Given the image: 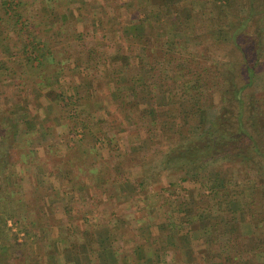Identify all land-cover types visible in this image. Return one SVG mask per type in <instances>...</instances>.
<instances>
[{
  "label": "trees",
  "instance_id": "trees-1",
  "mask_svg": "<svg viewBox=\"0 0 264 264\" xmlns=\"http://www.w3.org/2000/svg\"><path fill=\"white\" fill-rule=\"evenodd\" d=\"M42 4L45 5L43 12L45 8L51 10L52 21L46 19L45 22L51 26L60 22L59 32L54 31L55 38H62L58 44L71 40H75V45L82 43L84 32L89 28L86 25L82 34L78 33L79 23H87L82 17L75 18L68 10L54 14L61 0H31L30 6L41 8ZM19 5L18 0H0V51L4 48L0 55L6 56L0 63V73L6 72L10 77L7 85L14 95H23L28 85L9 67L14 56L4 25L11 24L20 37L21 42L13 47H19L27 62L33 61L31 56L36 51L40 56L45 55L40 40L36 39L39 36L33 35L30 42H24L27 39L23 35L28 38L32 33L20 22L21 17L15 11ZM126 5L136 13L134 19L121 24L122 36L131 41V45L125 48L124 43L117 45L111 38L114 36L108 37L110 31L96 29L90 37L105 44L97 48L98 51L90 46L82 47L77 52L82 53L81 59L75 60L79 64L72 61L71 52L62 47L58 56L61 58L50 77L56 87L49 85L50 80L38 81L41 76L33 75L30 81L49 102L51 100V104H45L46 112L37 108L31 114L19 107L21 101H13L8 111L9 119L18 120L20 125L15 130L9 121L5 122L7 117L0 116V213L18 225L16 234L22 233L35 253L50 247L45 232L62 229L56 224L49 226L43 218L37 228L31 222L32 229L23 228L16 220L26 218L16 211L20 204L30 207V211L36 208L43 212L32 202L34 198L39 200V196L22 204L26 198L17 189L21 173L16 166L20 163L27 171L36 160L34 151L39 149L36 145L49 152H59V144L54 140L56 128H62L66 135L79 137V129L91 128L88 115L91 105H87L86 97L89 88L96 87L90 83L88 75L70 83L63 75L64 70H77L82 74L93 67L104 71L102 82L108 90L107 97L123 119L122 131L130 129L129 126L124 128L125 124L142 127L149 148L145 149L141 143L140 150L149 149L155 154L159 153L162 139L166 142L176 139L165 156L166 163L174 169L181 166L180 183L200 185L196 190L200 199L197 194H191L181 201L168 200L166 218L158 224L156 234L149 230V224L146 226L149 232L140 239L141 244L149 248L150 256L144 264H179L152 254L165 255L166 251L185 247L192 251L204 247L207 254L214 249L212 256L203 252L195 254L202 264H232L236 254L253 258L256 247L264 245V0H126ZM40 31L41 36L45 35ZM137 37L139 46H134L132 41ZM89 95L93 97L92 93ZM6 97L9 100V96ZM1 105L0 100V115L4 112ZM160 110L172 112L173 115L167 117L169 121H158ZM168 122L169 133L163 138L160 132ZM180 123L191 130L187 129L182 135L177 131ZM108 138H105L107 147L112 145ZM79 139L81 143L87 138L81 135ZM33 141L35 145L31 144ZM90 142L93 146L89 151L95 150L97 141L91 139ZM234 169L236 173L247 170L241 181L233 174ZM199 175L204 178L201 182L197 181ZM10 176L17 177L16 183L12 182L14 185L8 183ZM38 180L35 188L42 199L44 181L40 175ZM137 185L138 189L143 183ZM4 186L8 187L4 189ZM203 204L205 206H201ZM164 206H159L158 210L166 209ZM27 245L26 242L23 255L27 254ZM109 245L110 252L101 257L88 250L89 254L82 260L74 253L78 256L75 264H135L129 257L118 256L113 243ZM11 248L15 259L16 249Z\"/></svg>",
  "mask_w": 264,
  "mask_h": 264
},
{
  "label": "rangeland",
  "instance_id": "rangeland-1",
  "mask_svg": "<svg viewBox=\"0 0 264 264\" xmlns=\"http://www.w3.org/2000/svg\"><path fill=\"white\" fill-rule=\"evenodd\" d=\"M18 1L21 2V5H19L20 7L15 11H17L21 17L20 22L26 24L28 31L32 33L28 38H26V34L23 35L24 38L27 39V41L24 42H30L32 37H34L33 35L39 36L36 39L40 40L39 42H41L42 45L41 49L45 51V55L40 56V53L36 51V53L31 56L33 61L27 62L21 55L22 53L19 47L15 48V44L20 43L21 40L20 37L17 36L16 31L11 27L12 25H1L2 27L4 25L3 30H7V33L9 34L8 41L10 46L12 45L11 49L13 51L14 59L11 60L13 61V64H9V67L11 70L14 69L17 74L21 75L23 78L22 80L28 85L25 87L23 95H14L10 92L12 89L8 88L7 85L10 77L6 72L0 73L1 110L4 111L0 116L8 118H6L7 121L5 120V122L9 121L13 130L20 126L18 120L13 118H11V120L9 119L10 112L8 111V108L13 105V101H21L20 104L22 106L19 105V107L25 108L26 111L29 110L31 114L37 108L44 113L46 110V102L49 104L52 103L51 100L49 102L46 95L44 96L42 93L38 92V89L33 86V83H30V81H32L31 77L33 75L35 77L41 76V79L37 78L38 81H43V83H45L50 80L48 81L50 82L49 85L56 87L54 84L55 81L52 78L50 79V77H53L54 70H56L55 63L61 58L58 56L62 47L63 49L65 48L66 52H71L69 53L71 60L79 64V62L75 60L81 59L82 53L79 55L77 52L82 50V47L90 46L100 49L102 46L101 43L96 42L98 38L92 39L90 37L93 33V29L90 28V26L88 29L86 28V31L84 32L82 43H79L78 45L76 44L78 47L74 44L75 40L58 44L57 42L61 37L55 38L54 31L59 32L58 26L60 22L58 21L59 24H54V26L45 22L46 19H49V22L52 21V19L49 18L51 10L45 8L46 11L43 12L41 9L45 7L44 4L41 5V8L30 6L31 0ZM89 2H91L88 5L90 10H93L91 4L98 5L97 2H99V5L103 4V0H89ZM109 3L108 8L105 6L104 12L112 14L116 19H123L122 21L127 22L136 17L134 11L126 5V0H110ZM60 7L61 6L55 7L54 14L59 15L63 13V11H66L64 8V10L60 9ZM36 21H38V23ZM35 23L38 25L34 26ZM86 25L88 24L79 23L77 28L79 31L78 33L82 34V29L85 30ZM40 30H43L42 32L45 35L41 36ZM69 31L70 29L68 28V32ZM116 34L117 36H122V32ZM108 36L110 37L111 35L108 34ZM117 38L118 41L121 40V43L125 44L123 45L124 48L127 47L126 45L132 44L129 43L131 41L128 39L123 40L122 37ZM54 41L57 45L53 43ZM132 42L133 45L139 46L138 38ZM13 45L15 46L13 47ZM72 50L75 53H72ZM2 51H4V48L0 52ZM48 52L51 53L49 54ZM99 56H101V54ZM5 57L6 56H4L3 53L0 55V63L3 62ZM92 68L93 67H89L87 72H82V74H79L77 70H72L71 72H65L64 70L63 75L64 80L69 83L75 82L81 77L88 75V80L96 87L94 89L90 86L89 93H92L93 97L90 96L89 93H87L88 97H86V102L88 101L87 105L92 106V111L88 113L91 118L89 124L91 128H88L85 131L79 129L80 137L81 135H84L87 139L82 140L80 143L78 141L80 140L79 136H74L72 134L66 135L62 131V128L58 127L56 128L57 133H55L57 136L54 140L59 144V152H49L45 148H41L40 145H36L35 148L39 147L37 151H34V158L36 160L28 166L27 171L21 167L20 163H17L16 167H20L21 173L19 175L20 183L17 185V189L20 194L24 193L26 198L25 201H22V204L31 202L32 197L39 196V200L34 198L35 201L32 200V202L33 205L35 202H39L41 206L37 207L41 208L43 212L40 213L36 208L35 210L30 211V207L26 208L23 207V205L18 204L19 209L16 208V211L20 213V216L26 218L23 220L16 218V220H19V223H22L21 226L27 229H32L31 222L37 220L39 217L43 218L49 226L56 224L63 227L72 223L70 225V233L75 234V232H77V240L80 241L84 240L82 235H87L89 240L91 239L89 236H93L94 239V235H97L96 232L99 231L98 226H105L109 231L108 240L110 243L114 244V247L116 246L118 256L129 257L132 261H135V264H144L146 257L150 256V250L141 244L140 238H142V235H145L149 230L152 231L153 234H156L158 224L166 218L167 213L164 212L167 210L168 200L181 201L184 198L186 199V197L190 198L191 194L198 195L196 190H198L200 185L194 184L193 182H188L187 184L180 183L179 177L183 173L181 166L174 169L171 167L170 163H166L165 156L168 151H170L171 147L175 145L174 140L176 139L169 140L168 142L162 139L159 153L155 154L150 152L149 149L148 151L140 150L139 144L141 143H143L145 149L149 148L148 143L145 142L146 139L142 127H139L138 125H128L124 122V128L129 126L130 129H126V132L122 131L123 128L121 129V127H123V125L121 124V121H123V119L107 97L108 90H106L105 85L102 82L104 71H96ZM5 96H9V100L7 97V99H5ZM16 96H18V98ZM43 98H45V100ZM160 111L161 113L158 114V121L159 119L160 121L161 119L167 121L168 115L171 116L172 114V112L164 113L165 110ZM57 112L58 110H56V113ZM0 119L2 120L1 117ZM164 120L161 122L164 123ZM177 122L178 120H176V125L178 124ZM168 124L169 125L162 128L160 132L162 137L169 133L168 129H170V122H168ZM180 124L177 131L182 135L188 130H191L182 123ZM105 138L112 140L111 146L107 147ZM91 139L97 141V143H95L97 150L89 151V148L93 146L92 142L88 143ZM66 141L69 142L66 143ZM176 143H178V141ZM31 144L35 145L36 141H33ZM31 144L30 146H32ZM110 149H112V151ZM110 155L114 156V158H110ZM245 171L247 170L243 169L236 173V169H234L233 174L235 173L237 175L236 177L241 181ZM11 172L14 173L15 168H13ZM49 172L53 177L48 174ZM59 173H62L61 178L64 176V180L68 182H64V184H62L61 181L60 183L56 182ZM39 175L44 181L42 182V193H40L41 195L43 194L42 199L37 189L35 190V186L39 181ZM203 179L202 175H199L197 181L199 180V182H201ZM16 181L17 177L10 176L8 179L10 185H14L13 183H16ZM140 182H142L143 185L137 189V184ZM170 184H174L175 186L170 187ZM59 186L62 187L63 190L55 191L54 188ZM7 187L8 186H4L3 188L5 189ZM198 196V199H200L201 195ZM159 206H164L163 208L166 209L159 211ZM201 206L205 205L203 204ZM161 213H163L164 216H162ZM40 214H43V216ZM11 224V226L14 227L15 232H17L18 225L13 222H11ZM148 224L149 230L146 229ZM38 226H41V224H35V228ZM35 232L37 233V231ZM37 234V236L40 237V234ZM21 239L22 240L19 243L20 246L16 247V252L18 254L16 261L19 264H25L24 261L30 256L33 247H31L29 241L25 239L23 234L21 235ZM26 242L28 243V250L27 254L23 255V248ZM183 243L184 242L181 243V246ZM70 245L71 250L74 251L73 253H78L80 255V257H78L74 254L73 257L75 259L76 257L82 260H84L83 258H86V255L82 251L81 243H75L72 241V244ZM258 246L259 247H256L257 251L255 250L253 258L243 255H240L239 257V255L236 254L233 257L234 262H232V264H260V262H264V245ZM44 249V247L42 250L39 249V253L44 254ZM201 252L205 255L212 256L213 253H215V250L212 249L211 252L207 254L205 253L207 251L204 247H198L194 251L185 247L173 252L172 250L166 251L165 255L162 252H153L152 255L157 258L158 256L164 257L166 261L177 260L179 264H202L201 262L198 263V257H194L195 254L198 255ZM63 264L69 263L65 262ZM227 264H231V262Z\"/></svg>",
  "mask_w": 264,
  "mask_h": 264
},
{
  "label": "crops",
  "instance_id": "crops-1",
  "mask_svg": "<svg viewBox=\"0 0 264 264\" xmlns=\"http://www.w3.org/2000/svg\"><path fill=\"white\" fill-rule=\"evenodd\" d=\"M109 1L110 0H103L102 5H99V2H97L98 5L91 4L93 6V10H90L88 5L91 2H89V0H61L60 9L68 10L69 14H71L75 18L82 17L83 20L87 22L86 24H88L90 28L93 29V32L96 29H99L100 31L103 29L104 31H110L108 34L114 36V37L111 36L110 37L114 38V40L117 42V45H119L118 42H121V40L118 41L117 37H122V39H126L124 35L117 36L116 34L124 31V28L121 25L124 24V21H122L123 19L120 20L116 19V17H113L112 14L104 12L105 6L106 8H108V4H110ZM131 9L135 13V9L133 8ZM98 40L99 41L97 40L96 41L101 43L102 46L105 44L104 41L102 40L100 41V39ZM91 111H92V106L90 112ZM61 175L62 173H59L58 177L56 178V182L60 183L61 181L62 184H64V182H68L64 180V176H62L61 178ZM60 186L57 188L55 187L54 190L62 191L63 188ZM35 205L41 206L39 202H35ZM40 221L41 218L39 217L37 220L33 221V223L34 225L40 224ZM11 222H12L11 219L7 218L4 214L0 213V264H19L16 261L18 257V254L16 253L17 251L16 247L20 246L19 243L22 240L21 239L22 233L20 235H17L14 227L11 226L12 225ZM71 224H67L66 226H63L61 230L54 228L53 229L54 234L51 233L50 231L45 232V238L49 240L50 247L48 249L45 248L44 249L45 251L43 250L44 254L35 253L34 251H31L30 256L26 258L24 263L27 264L28 262V264H63L67 262L69 264L70 263L75 264V258L73 257L74 251L71 250V245H70L72 244V241H74L75 243H81L82 245L81 248L85 255L89 254L87 253L88 250H91L93 254H98L100 257L105 253L110 252L109 248L111 245H109L110 242L108 240L109 231L105 226H98L99 231L96 232L97 235H94V239L93 236H89L90 238H92V240L91 239L89 240L87 235H82L84 240L80 241L77 240V232H75V234L70 233ZM11 247H14L16 249L15 259H13L14 253H12ZM113 261L114 260H110V262ZM174 261L177 262V260Z\"/></svg>",
  "mask_w": 264,
  "mask_h": 264
}]
</instances>
